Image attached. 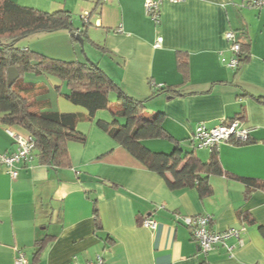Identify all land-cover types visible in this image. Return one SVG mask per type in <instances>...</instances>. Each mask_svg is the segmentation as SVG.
<instances>
[{
    "label": "crops",
    "instance_id": "1",
    "mask_svg": "<svg viewBox=\"0 0 264 264\" xmlns=\"http://www.w3.org/2000/svg\"><path fill=\"white\" fill-rule=\"evenodd\" d=\"M9 1L45 13L68 12L74 34L86 31L83 44L95 52L94 64L128 96L146 100L148 113H162L163 129L184 152L203 163L216 153L224 174L208 177L212 192L203 198L194 188H169L97 127L98 121H112L107 111L87 120L85 109L62 96L66 88L59 79L32 77L31 83L46 89L40 104L84 117L76 124L84 141L68 143L69 168L41 164L34 156L16 166L13 179L0 165V264H14L20 252L27 264H87L98 256L107 264H264V0H161L157 22L146 14L145 0ZM83 12L90 13L86 25ZM230 30L248 52L239 69L226 65L233 58L225 39ZM60 33L73 42L68 31ZM178 54L188 64L186 79L177 69ZM162 87H176L179 95L153 96ZM232 119L251 131L247 143L195 148L191 137L198 124L212 128ZM7 128L0 123V154L16 150ZM142 145L164 154L174 148L160 139ZM199 215L210 217L213 232L244 227L242 245L231 254L223 245L201 251L191 229L175 218ZM145 218L156 222L154 230L143 227Z\"/></svg>",
    "mask_w": 264,
    "mask_h": 264
},
{
    "label": "trees",
    "instance_id": "2",
    "mask_svg": "<svg viewBox=\"0 0 264 264\" xmlns=\"http://www.w3.org/2000/svg\"><path fill=\"white\" fill-rule=\"evenodd\" d=\"M71 19L66 11L45 13L0 0V123L8 128L24 130L31 136L34 156L41 164L69 168L67 145L84 141V136L76 131L77 122L84 117L52 111L49 102L40 104L37 98L43 96L46 89L25 80L29 76H53L67 90L62 96L85 109L87 120L91 121L97 111H107L112 121H98L97 127L147 169L162 177L169 188L190 187L201 198L210 195L212 189L208 177L224 174L216 153L213 152L209 161L203 163L194 152H184L163 129L164 115L148 113L146 100L128 96L97 64L64 62L16 46L17 42L29 36L59 31H68L75 42ZM78 37L83 42L88 40L85 30L80 31ZM239 45L236 69L248 60V52ZM10 68L17 73L11 85L8 84ZM187 68V61L178 54L177 69L184 79L187 78ZM159 94L170 98L179 95L176 87L159 88L153 96ZM151 139L168 141L173 144V151L170 154L149 151L142 141ZM246 182L256 185L252 180ZM261 234L264 238L263 229Z\"/></svg>",
    "mask_w": 264,
    "mask_h": 264
},
{
    "label": "built area",
    "instance_id": "3",
    "mask_svg": "<svg viewBox=\"0 0 264 264\" xmlns=\"http://www.w3.org/2000/svg\"><path fill=\"white\" fill-rule=\"evenodd\" d=\"M104 2L106 0H100ZM170 3H180L184 0H166ZM255 3L254 0H248ZM161 0H145L144 10L146 14L157 22L160 17ZM260 5L261 2H258ZM90 17L89 12H83L81 19L88 24ZM76 35V34H74ZM225 39L229 44V50L233 53V58L226 63L227 67L236 69L238 65L237 54L240 51L239 42L236 40L235 32L228 31L225 33ZM162 38H157L156 46H159ZM224 62V60H222ZM6 134L14 141L16 145L15 152L11 154H0V165L7 168L11 178H16L17 168L20 163L31 162L34 157V141L29 135H20L15 131L7 128ZM251 131L245 128L242 122L238 119L222 123L218 126L207 128L203 124H198L191 137L196 149L212 150L222 143L243 144L249 141ZM176 220L182 225L191 229L192 238L197 242L199 248L204 253L212 250L216 245H223L228 254H231L236 246L242 245L241 234L244 231L242 228H229L223 232H213L208 229L210 217L208 215L199 216H175ZM143 227L154 230L156 222L150 218H145L142 222ZM228 240H234L235 244H227ZM14 264H27V260L23 253H18L14 260ZM71 264H78L73 262ZM87 264H107L105 260L98 256L94 261Z\"/></svg>",
    "mask_w": 264,
    "mask_h": 264
},
{
    "label": "rangeland",
    "instance_id": "4",
    "mask_svg": "<svg viewBox=\"0 0 264 264\" xmlns=\"http://www.w3.org/2000/svg\"><path fill=\"white\" fill-rule=\"evenodd\" d=\"M72 17V21H73ZM44 35H46V33H43ZM49 34V37H44L43 39H39V40H35V41H30L33 40L31 38H36L35 36L37 35H32L29 36L25 39L20 40L19 42H17L16 46L19 48L24 47V45L26 43H28L31 47V50L36 52H42L40 50L35 49L34 47H39L41 49L44 50V55L51 58H55V59H59L62 60L64 62H70V61H76V57H78L79 61H83V62H88V63H95L92 59H94L95 57V52L88 46L83 44V46L80 45V43L78 42H72L70 43L69 41V36L68 39L66 37V39L64 38V40L62 39V35H58V34H62L59 32H55V33H47ZM52 34V35H50ZM54 34V35H53ZM50 36H54V37H50ZM56 41V42H55ZM68 41V42H67ZM64 43H68V50H63L62 48H65V44ZM52 45H55V47H52ZM67 45V44H66ZM71 51V52H70ZM70 52V53H69ZM72 54V55H71ZM75 54V56H74ZM26 82H33L36 81V78H32V77H27ZM66 90L63 91V93H65ZM53 99V98H51ZM20 134H24L25 132L23 130H19Z\"/></svg>",
    "mask_w": 264,
    "mask_h": 264
},
{
    "label": "water",
    "instance_id": "5",
    "mask_svg": "<svg viewBox=\"0 0 264 264\" xmlns=\"http://www.w3.org/2000/svg\"><path fill=\"white\" fill-rule=\"evenodd\" d=\"M75 37H76L77 42L80 43L81 46H83V40L78 37V34H76ZM16 78H17L16 70L13 68H10L8 70V84L9 85L13 84Z\"/></svg>",
    "mask_w": 264,
    "mask_h": 264
}]
</instances>
